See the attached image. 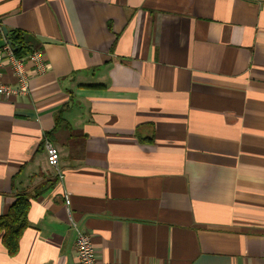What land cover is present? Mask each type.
Instances as JSON below:
<instances>
[{"label":"crops","instance_id":"1","mask_svg":"<svg viewBox=\"0 0 264 264\" xmlns=\"http://www.w3.org/2000/svg\"><path fill=\"white\" fill-rule=\"evenodd\" d=\"M0 21L49 64L0 98V213L35 195L0 264H76L69 216L105 262L264 264V0H0Z\"/></svg>","mask_w":264,"mask_h":264},{"label":"built area","instance_id":"2","mask_svg":"<svg viewBox=\"0 0 264 264\" xmlns=\"http://www.w3.org/2000/svg\"><path fill=\"white\" fill-rule=\"evenodd\" d=\"M1 21H0V33H1ZM5 55L10 66L13 68L16 82L15 85L3 84L0 82V98L22 97L29 95L30 92V79L32 75H39L45 73L49 64L47 63L41 50L34 48L32 51L17 58L13 54V50L7 42L0 49V55ZM28 64L32 67L31 70L27 68ZM2 64L0 63V67ZM43 148L46 155L47 164L53 168L61 180L63 178V172L59 167V151L55 144L44 139ZM65 203L69 204V199L65 195ZM69 223L74 230L75 238V251H76V264H118L116 262L102 261L93 247L91 241V235L79 229L76 222L69 216Z\"/></svg>","mask_w":264,"mask_h":264},{"label":"trees","instance_id":"3","mask_svg":"<svg viewBox=\"0 0 264 264\" xmlns=\"http://www.w3.org/2000/svg\"><path fill=\"white\" fill-rule=\"evenodd\" d=\"M8 34L9 36H7L6 39L11 41V48L15 57H23L35 48L30 41L26 40V36L22 31L12 30L8 32ZM87 87L102 88L104 86L98 84L87 85ZM62 110L63 108L61 107L55 112L54 126L51 130L44 133V139L52 141L54 134L60 128H65L69 133V139H71L72 143V141L76 137L81 136V134L78 135V133L65 121ZM76 143H78V140ZM33 197H35V195H30L28 192L17 193L7 210L4 213H0L1 243L10 257L17 254L19 239L29 225L27 214Z\"/></svg>","mask_w":264,"mask_h":264},{"label":"water","instance_id":"4","mask_svg":"<svg viewBox=\"0 0 264 264\" xmlns=\"http://www.w3.org/2000/svg\"><path fill=\"white\" fill-rule=\"evenodd\" d=\"M1 32H2L4 37H7V30L5 29V27H1ZM6 42L8 45H10L12 47V43L9 39Z\"/></svg>","mask_w":264,"mask_h":264}]
</instances>
